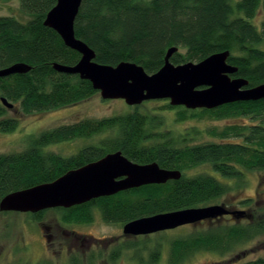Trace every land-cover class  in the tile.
<instances>
[{"label":"trees","instance_id":"16d2710c","mask_svg":"<svg viewBox=\"0 0 264 264\" xmlns=\"http://www.w3.org/2000/svg\"><path fill=\"white\" fill-rule=\"evenodd\" d=\"M18 1L19 18L0 16V69L18 63L32 69L27 74L0 78L3 133L14 132L19 125L17 117H8L10 111L27 115L49 112L98 93L89 81L53 68L54 63L75 65L81 58L44 24L57 0ZM75 33L95 51L96 61L101 64L134 62L148 74H154L163 67L167 51L175 46L179 48L171 59L175 65L197 63L215 53L229 51L228 62L238 68L233 77L247 79L250 87L264 83V0H83ZM3 98L14 108H6ZM168 108L178 110L179 121L212 118L248 119L251 123L213 130L211 134L218 140L194 145L186 143L191 132L168 139V134L155 132L153 118L138 111L63 125L32 137L29 147L22 152L0 155V200L13 192L54 182L65 173L115 151H122L135 163L157 162L162 168L182 171L183 176L177 181L147 185L55 210L65 226L91 223L95 207L106 222L126 224L156 214L210 206L219 200L227 206L229 197L245 183L247 172H264V100L236 102L215 109L188 110L171 105ZM255 121L258 122L254 124ZM104 133H110V137L99 146H88L69 158L45 151L52 144ZM196 169L197 173L189 174ZM253 203L256 202L251 198H244L240 204L246 210L233 211L236 214L230 222L221 223L225 216L203 221L196 225L213 227L173 240L169 263L185 264L198 252L224 255L264 234V212L257 215L251 208ZM45 212L28 216L40 220ZM139 245L133 242L127 249ZM120 255L119 249L114 250L112 263L119 261ZM150 256L151 263H156L160 252L155 250ZM71 264H80L79 258L72 256ZM244 264H264V257Z\"/></svg>","mask_w":264,"mask_h":264},{"label":"water","instance_id":"95a60500","mask_svg":"<svg viewBox=\"0 0 264 264\" xmlns=\"http://www.w3.org/2000/svg\"><path fill=\"white\" fill-rule=\"evenodd\" d=\"M82 2L57 0L46 16L45 26L55 30L68 48L81 55L75 65L54 63L53 68L89 81L104 100H124L129 106H139L150 100L168 99L171 106L188 110L264 100V83L250 87L247 79L233 77L238 68L228 62L229 51L215 53L197 63L175 65L171 61L179 51L175 46L167 51L163 67L154 74H148L134 62L116 66L97 62L95 51L75 33ZM31 69L25 63L14 64L0 69V78L27 74ZM2 103L10 110L14 108L5 98ZM182 176L180 170L162 168L157 162L135 163L122 151H115L65 173L54 182L6 195L0 200V211L36 214L47 209H69L143 186L177 181ZM235 214L225 204L188 208L133 220L124 225L123 232L127 237L147 236Z\"/></svg>","mask_w":264,"mask_h":264},{"label":"rangeland","instance_id":"374dc122","mask_svg":"<svg viewBox=\"0 0 264 264\" xmlns=\"http://www.w3.org/2000/svg\"><path fill=\"white\" fill-rule=\"evenodd\" d=\"M19 8L18 0H0V16L13 15L19 18ZM180 53H185V51L180 50ZM169 105H171L170 100L164 99L146 101L139 106H129L124 100H104L98 92L85 101L49 112L27 115L10 111L8 117H17L19 125L14 132H0V155L22 152L29 147L32 137H37L45 131H52L63 125H71L84 120L97 121L135 111L153 118V123L157 128L155 132L168 134V139L191 132L186 141L190 145L218 140V137L211 134L213 130L220 131L232 124L251 123L248 119L241 121L189 118L179 121L178 110L169 109ZM257 122L255 121L254 124ZM109 137L110 133H104L88 139L78 138L75 141L52 144L45 151L69 158L88 146H99L102 140ZM197 171L198 169L193 170L189 174L197 173ZM232 184L234 185L233 182ZM229 198L230 202L226 207L230 211L246 210V207L240 204V200L251 198L253 202H256L251 207L253 211H256L257 215L263 213L264 172H247L242 188ZM223 202L219 200L212 205H220ZM96 209L97 207L92 209L93 221L91 223L72 226L61 224L58 213L53 209L45 210L40 220L32 219L28 213L0 211V264H71V257L74 255L79 258L80 264H84L82 255L85 250L91 248L92 253L106 255L110 251V245L113 246V252L116 249L121 251V259L112 263L107 256L97 260L95 264H170L169 257L173 240L213 227V224L186 225L170 231L129 238L124 235V223L106 222L101 212ZM231 216L226 215L221 223L230 222ZM71 232L80 237L75 243L74 237L68 234ZM86 235L90 236H87L89 242L82 244V238ZM133 242L140 245L136 249H127V245L131 246ZM155 250L160 252V258L156 263H151L150 254ZM259 257H264V234L239 245L224 255L198 252L185 264H244ZM88 261L90 260L87 259L85 264H91Z\"/></svg>","mask_w":264,"mask_h":264},{"label":"flooded vegetation","instance_id":"af4514ba","mask_svg":"<svg viewBox=\"0 0 264 264\" xmlns=\"http://www.w3.org/2000/svg\"><path fill=\"white\" fill-rule=\"evenodd\" d=\"M56 209H58V208H54L53 210H56ZM70 209V208H69ZM92 209H94V208H92ZM48 210V209H47ZM96 210H99L98 208L96 209ZM45 211V210H44ZM42 212V211H41ZM39 213V212H38ZM38 213H36V214H38ZM30 214H32V213H30ZM109 223H113V222H109ZM77 225V224H76ZM78 225H80V224H78ZM69 226H72V225H69ZM68 234H70V235H72L73 237H74V239H75V241H74V243L77 241V240H79L80 239V237L77 235V234H75V233H73V232H71V233H68ZM152 235V234H151ZM87 236L88 235H86V237H84V238H82V244H84V243H87V242H89L88 241V239H87ZM88 237H90V236H88ZM138 237H140V236H138ZM129 238H137V237H129ZM78 250V249H77ZM79 251V250H78ZM83 254V253H82ZM75 256V255H74ZM83 256V259H84V264H85V262L87 261V259H89L90 261H88L89 263H91V264H95L96 262H97V260H99V259H103V258H105V257H107L108 256V258L111 260V262H112V260H113V246L112 245H110V251H109V253L108 254H106V255H102V254H95V253H92V250H91V248H89V249H87V250H85V252H84V254L82 255ZM85 259H86V261H85Z\"/></svg>","mask_w":264,"mask_h":264}]
</instances>
